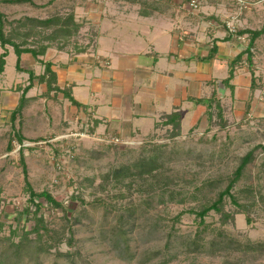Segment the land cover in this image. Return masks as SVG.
<instances>
[{
	"label": "rangeland",
	"instance_id": "obj_1",
	"mask_svg": "<svg viewBox=\"0 0 264 264\" xmlns=\"http://www.w3.org/2000/svg\"><path fill=\"white\" fill-rule=\"evenodd\" d=\"M7 1L0 0L5 33L17 34L16 41L27 47L47 46L40 59L53 62V51L74 56L95 48L97 21L106 14L108 0ZM166 1L153 5L184 12L180 1L189 0ZM69 15L79 28L68 38L46 40L55 29L21 24L27 18ZM6 48L0 76V255L34 226L32 215L26 220L23 213L29 207L28 181L35 192L47 191L63 204L64 211L47 205L43 210L47 228L62 242L54 244L45 236L41 245L49 242L54 246L50 252L38 253V246L34 254L23 250L16 264H264V38L252 52V66L246 61L237 66L236 91L226 86L219 91L210 82L200 96L210 101L208 106L194 101L183 112L188 117L168 124L171 115L164 116L146 134L132 137L96 129L88 112L77 110L62 94L45 96L46 87L38 80L26 94L22 113L12 120L29 75L16 70L13 48ZM3 51L0 46V55ZM22 67L35 76L44 71L27 54ZM17 133L25 139L22 145ZM116 138L120 143L112 144ZM252 150L254 160L232 191L245 210L226 197L221 213L211 212L200 224L192 211L217 201ZM145 163L155 168L139 175ZM118 239L129 247L123 258Z\"/></svg>",
	"mask_w": 264,
	"mask_h": 264
},
{
	"label": "crops",
	"instance_id": "obj_2",
	"mask_svg": "<svg viewBox=\"0 0 264 264\" xmlns=\"http://www.w3.org/2000/svg\"><path fill=\"white\" fill-rule=\"evenodd\" d=\"M164 1L108 0L107 15L97 21L94 49L74 56L53 51L58 86L70 89L85 107L75 108L99 122L96 129L132 137L146 134L164 116L188 117L183 112L201 99L210 82L225 89L230 63L249 45V34L236 36L227 23L234 18L237 32L264 25V0H244L242 13L236 0H199L195 12L186 9L191 0L180 1L184 12L154 7ZM212 51L214 56L205 59ZM237 73L231 81L235 91Z\"/></svg>",
	"mask_w": 264,
	"mask_h": 264
},
{
	"label": "trees",
	"instance_id": "obj_3",
	"mask_svg": "<svg viewBox=\"0 0 264 264\" xmlns=\"http://www.w3.org/2000/svg\"><path fill=\"white\" fill-rule=\"evenodd\" d=\"M8 3H17L18 1H7ZM3 13L0 12V46L4 50L3 53L0 55V76L5 71L6 66V58L9 55V52L7 50V46H10L13 48L14 54L17 57L16 60V70L20 73H27L29 75V85L22 91V96L19 100L17 108L12 113V120L16 119V116L21 114L25 104L27 102L26 94L33 88V83L35 80H38V82L42 85H45L46 92L44 93L45 96L49 97L53 94L55 96L56 94H62L64 98L68 99L71 104L78 108V109H85V107L78 103L71 95L69 88L61 89L58 86L57 81V75L55 71L52 69L53 65L51 61H43L40 59V57H43L46 54V51L48 49L47 46L41 45L39 48L34 47H27L25 42H17L15 38L18 37V35H7L5 33V20H4ZM30 23L32 27H42L46 29H55L53 34L46 37V40L54 39L56 36L62 35L65 38H68L72 36L73 34L78 32L79 25L74 22L73 15H69L65 17L64 19L60 18H50L46 20H38V19H32L27 18L24 22L21 24ZM244 34H249V45L247 46L246 50L242 53H240L231 63L229 66V77L223 81V84L230 88L231 90H234V86L231 85V81L234 79V73L235 69L238 65H240L243 61L248 62V65L252 66L253 64V51L254 43L255 41L261 37L264 34V25L263 27L258 31H238L235 33L236 36H243ZM83 52V51H80ZM24 54L31 55L35 60H37L40 64L44 66V71L40 76H35L33 71L25 70L22 67V56ZM215 51H212L205 59H210L214 56ZM256 88V80L251 79V89ZM213 101V100H212ZM198 105L206 104L209 105L208 100L199 99L195 101ZM180 119V115L178 113L172 114L169 119L167 120L168 124L176 123ZM94 127H97L99 125L98 121H95ZM178 126V125H177ZM17 140L20 145L24 142V137L17 133L16 135ZM13 148L12 143H9L8 150L11 151ZM262 148V147H261ZM254 160V150L250 151L245 157L242 158L241 163L237 170L234 173L233 178L230 180L228 186L224 191H222L219 194V197L217 201L213 202L210 205H207L203 207L199 212H194L196 214L198 220H200V224H204L205 218L211 213H221L222 211V205L226 197L231 198L234 205L238 208H243L242 211L245 210V208L240 205L232 191L235 188V185L241 180L243 173L247 166L252 163ZM21 163L23 167V172L25 179L27 181V169L26 165L24 163L23 156L21 157ZM155 168L151 163H145L140 167V170L138 172L139 175L144 174V172L147 169ZM128 171V170H127ZM129 173V171H128ZM118 175V174H117ZM116 175V176H117ZM120 175V174H119ZM26 189L29 193V207L26 206L23 210L24 215L26 216V220L29 219L30 215H32V219L34 220V226L30 231H24L22 240L19 243H11V247L9 249H4L1 251V257L0 260L2 264L8 263V264H16L20 260L21 253L24 250L27 254L35 253V248L38 253L41 252H50L51 249L54 247L51 244L45 243V248L42 244H44L45 241H43L44 237L47 236L50 241H54V244L59 245L62 240L59 239V237H56L54 234H51V231L46 226V219L43 214V210L45 209V205L52 207L55 210H62L64 211V206L62 203L58 202L49 192L43 191L41 193H37L33 190L31 184L27 181L26 182ZM38 200H41L38 202ZM34 207L33 210H31V207ZM247 222H251L250 219L247 220ZM123 233V232H122ZM14 234V233H12ZM124 234V233H123ZM30 235H35L36 240L29 239ZM10 240V239H9ZM25 240V241H24ZM27 241V242H26ZM72 238L69 239L68 244L71 245ZM121 242V243H120ZM120 243V244H119ZM48 244V245H47ZM123 244V245H122ZM117 251L120 253L119 257H124L123 252L128 251V244L127 242L121 241L120 239L117 240L116 244ZM123 246V247H122ZM256 250H261V246H258L255 248Z\"/></svg>",
	"mask_w": 264,
	"mask_h": 264
},
{
	"label": "built area",
	"instance_id": "obj_4",
	"mask_svg": "<svg viewBox=\"0 0 264 264\" xmlns=\"http://www.w3.org/2000/svg\"><path fill=\"white\" fill-rule=\"evenodd\" d=\"M236 1H239V0H236ZM238 4H239L240 7H242V6H243V8L246 7V6H245V3H242V2L239 3V2H238ZM199 5H200L199 0H192V1L189 3V6L192 7L193 9H198V8H199ZM227 25H228V27H229V31H230L231 33H235V30H234L233 26H232V25H229V23H228ZM111 143H112V144H118V143H120V140H119L118 138H116V139L112 140Z\"/></svg>",
	"mask_w": 264,
	"mask_h": 264
}]
</instances>
